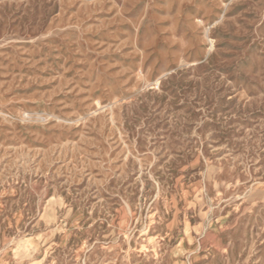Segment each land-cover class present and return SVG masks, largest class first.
Here are the masks:
<instances>
[{
    "label": "rangeland",
    "instance_id": "374dc122",
    "mask_svg": "<svg viewBox=\"0 0 264 264\" xmlns=\"http://www.w3.org/2000/svg\"><path fill=\"white\" fill-rule=\"evenodd\" d=\"M0 264H264V0H0Z\"/></svg>",
    "mask_w": 264,
    "mask_h": 264
}]
</instances>
